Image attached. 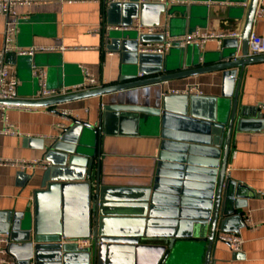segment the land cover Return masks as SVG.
Masks as SVG:
<instances>
[{
	"label": "water",
	"instance_id": "water-1",
	"mask_svg": "<svg viewBox=\"0 0 264 264\" xmlns=\"http://www.w3.org/2000/svg\"><path fill=\"white\" fill-rule=\"evenodd\" d=\"M166 4L113 3L108 16L116 13L117 22L108 23L129 28L138 19L142 26H159ZM256 5L257 0H249L240 38L223 39L220 50L201 54L193 45L188 55L185 47L172 48L182 52L175 68L166 54L138 53V44L156 36L110 30L106 50L118 53L124 66L116 84L43 100L35 99L37 89L28 100L0 101L23 108L53 107L204 73L221 72L222 77L218 98L169 94L159 108H140L158 138L156 164L152 184L127 203L112 202L110 190L100 184L101 124L93 129L69 117L70 125L40 148L49 166L40 175L32 209L6 217L1 232L9 234L5 251L11 264H213L219 236L237 234L245 225L238 212L245 207V188L230 179L226 168L234 123L239 131L253 117L245 108L237 111V69L240 75L246 65L264 60V55L248 54ZM31 23L18 20L17 30L22 34ZM11 54L16 65L27 62L37 87L33 72L43 66L35 57ZM102 109L130 110L117 105ZM20 174L27 182L34 176ZM85 239L90 246L79 249L76 241Z\"/></svg>",
	"mask_w": 264,
	"mask_h": 264
},
{
	"label": "crops",
	"instance_id": "crops-1",
	"mask_svg": "<svg viewBox=\"0 0 264 264\" xmlns=\"http://www.w3.org/2000/svg\"><path fill=\"white\" fill-rule=\"evenodd\" d=\"M29 1L32 2L29 5L13 8L18 20L33 21L27 31L22 34L18 31L16 43L21 49H26L29 43L31 48L54 49L31 56L35 57L36 64L43 66L49 89L81 84L82 70L104 87L117 83L124 66L118 53L106 50L110 42L105 35L114 30L110 28L122 27L108 23L117 22L116 13L108 16L109 5L96 0ZM166 3V12L160 16L161 31L149 39V44H160L164 31L172 36L186 35L192 29L241 34L249 0H167ZM5 21L0 14V49ZM137 24L140 22L135 19L131 26ZM251 34L264 37V19L254 21ZM192 46H186L185 53L191 55ZM199 49L201 54H208L220 50L221 46L208 42ZM166 55L169 66L175 68L182 52L173 49ZM3 60L19 80L18 100L34 98L38 86L30 80L27 62L16 65L13 54L4 56ZM237 78V111L245 108L253 117L245 119V128L239 131L234 123L226 171L231 180L245 188V207L238 212L244 224L247 219L249 223L239 230L243 240L239 252L218 242L211 258L213 264H264V111L258 108L264 102V60L246 65L240 75L237 69ZM221 90V72H211L53 107L9 108L5 114L18 136H0V158L41 160V146L49 144L70 125L67 118L59 116L61 111H69L72 118L92 125L93 129L101 124L100 184L110 190L112 202L127 203L135 193L152 184L156 164L158 138L153 137L149 117L140 108H159L162 98L169 94L218 98ZM113 105L130 110L104 112L102 109ZM42 172L38 169L23 173H34L27 182L16 169L0 167V234L8 214L32 209ZM5 260L11 263L7 254Z\"/></svg>",
	"mask_w": 264,
	"mask_h": 264
},
{
	"label": "built area",
	"instance_id": "built-area-1",
	"mask_svg": "<svg viewBox=\"0 0 264 264\" xmlns=\"http://www.w3.org/2000/svg\"><path fill=\"white\" fill-rule=\"evenodd\" d=\"M103 2L105 5L113 3H127L135 2L137 4L147 3H166L167 0H96ZM73 2L72 0L69 1ZM32 3L29 0H0V14L6 18L4 30H3V45L0 49V101H14L17 100V89L19 86V80L11 70V67L4 63V56L15 53L17 56H33L37 52H49L54 49L51 48H30L21 49L16 45L17 38V22L13 8L17 5H29ZM16 17L14 21H10V18ZM264 19V0H257L256 9L254 12V21ZM114 30H133L138 35L154 36L161 31L160 26L144 27L140 24L131 26L129 28H110ZM164 38L160 44H149L142 43L138 44V53L140 54H154V55H165L172 48H183L189 45H196L202 48L208 42H216L220 46L221 41L227 38H240V33L235 34H217L210 32L195 31L191 34L183 36L170 37L169 34L164 31ZM248 54L249 56H263L264 55V37H259L254 34H250L248 39ZM33 74L38 78V91L36 92L35 99L43 100L50 98L63 97L70 94H75L83 91L93 90L104 87L102 82L97 81L90 76L85 70H82L83 81L81 84L75 86H61L57 89H49L47 87L46 72L44 70H35ZM174 95H180L175 93ZM188 95V94H182ZM9 108H15L11 105H0V122L3 123V127L0 128V136H18L13 126L8 123L5 110ZM258 108L264 111V102L259 104ZM59 116L62 119H68L72 117L71 112L61 111ZM60 128H64L63 125H59ZM49 166V163L44 160H22V159H1L0 167L13 168L21 173L34 172L35 170H45ZM249 223V220H246ZM245 223V226H246ZM64 241V240H62ZM219 242L227 245L232 251L239 252L243 240L239 233L237 234H221L219 236ZM70 244V241H67ZM9 244V234H0V264H11L5 260V248ZM79 249L88 248L90 246L89 240H78L76 241Z\"/></svg>",
	"mask_w": 264,
	"mask_h": 264
},
{
	"label": "rangeland",
	"instance_id": "rangeland-1",
	"mask_svg": "<svg viewBox=\"0 0 264 264\" xmlns=\"http://www.w3.org/2000/svg\"><path fill=\"white\" fill-rule=\"evenodd\" d=\"M130 34H132V35H133V34H134V32H130Z\"/></svg>",
	"mask_w": 264,
	"mask_h": 264
}]
</instances>
